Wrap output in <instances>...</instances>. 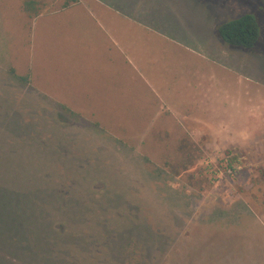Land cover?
Returning a JSON list of instances; mask_svg holds the SVG:
<instances>
[{
	"label": "rangeland",
	"instance_id": "374dc122",
	"mask_svg": "<svg viewBox=\"0 0 264 264\" xmlns=\"http://www.w3.org/2000/svg\"><path fill=\"white\" fill-rule=\"evenodd\" d=\"M83 1L106 35L79 6L33 51L22 0H0V185L25 160L87 201L54 218L73 264H264V0ZM246 12L252 48L217 31Z\"/></svg>",
	"mask_w": 264,
	"mask_h": 264
},
{
	"label": "trees",
	"instance_id": "16d2710c",
	"mask_svg": "<svg viewBox=\"0 0 264 264\" xmlns=\"http://www.w3.org/2000/svg\"><path fill=\"white\" fill-rule=\"evenodd\" d=\"M36 4V0H25L24 9L30 11ZM217 31L231 45L252 48L260 38L261 25L255 13L246 12L218 24ZM20 78L27 80L25 76ZM36 143L38 146L41 144L40 141ZM34 149L35 152H43L42 160L52 156L50 152L53 149ZM22 163L23 173L18 171ZM54 177L46 169L42 171L40 166L31 170L24 160L13 168L12 183L8 181V185H0V264H31V261L32 264H73L69 259L71 254L61 251L62 239L55 234L59 228L54 218L57 214L61 216L59 211L65 208L86 209L87 201L84 204L76 195L61 190ZM5 254L23 263L14 262Z\"/></svg>",
	"mask_w": 264,
	"mask_h": 264
},
{
	"label": "crops",
	"instance_id": "0c3cea01",
	"mask_svg": "<svg viewBox=\"0 0 264 264\" xmlns=\"http://www.w3.org/2000/svg\"><path fill=\"white\" fill-rule=\"evenodd\" d=\"M24 1L25 0H22V9L29 16V18H31L29 39H31L30 37H32L31 41L34 42L33 51H35V42L37 41V39L42 41L43 37H44L43 34L45 32H48L49 30L53 29L52 25L55 22L54 20H55L56 16L61 15L64 12H67V10H69V9L72 10V13H77V15H75V16H79L81 10L80 9L79 10H75L76 8H79V6H80V8L83 7L88 12V15L90 16L91 20L96 22V26L100 28V30H101L100 32L103 33L104 35H106L105 26H103L99 22V19H100L99 15H96L93 11H91V5H93L92 3L84 2L83 0H74V1L70 2L66 6H65V4H63L62 6H58L55 9L44 11L46 9L45 8L46 4L43 2V0H36V1H38V4H36L34 6V9H32L30 11H27V10L24 9ZM15 13H17V11H15ZM19 13H20L19 16H22L23 13L22 12H19ZM12 15L14 17V14H12ZM31 32H32V35H31ZM100 39H101V37L99 38V41H100ZM33 59H34V55H33ZM105 61H106V59H105ZM27 66H28V68H27ZM27 66L26 65L24 66V67H26L27 70L24 68L23 71H18V72L28 73L27 80H28V83L31 86H33V84L36 83V80L38 79L39 88L43 89V90H46V94L45 93L44 94L46 96H50V100L55 101L56 104L58 103L60 105H73L74 106V104H72V103L65 102L63 100L65 98H63L62 95H54L52 92H49V91H56V90H59V89H57L58 87L56 88L54 85L52 86L51 83L46 82L47 72L45 71V69H44V67L42 65H41L40 68H38L39 72L36 71L38 73V75L35 73L36 76L32 75V74H34V72H32L33 69H34V66H31V69L29 67L30 66L29 64ZM53 87H55V88H53ZM44 88H46V89H44ZM52 96H57V98H54ZM263 184H264V181H260L259 185H263ZM246 210L248 212L252 213V210H250V208L248 206H247ZM263 218H264V211H263ZM233 234H235V233H233ZM239 242H240V236H237V240L232 241V245L231 246L232 247L236 246L239 249L240 248V243ZM246 243L248 244V243H250V241L247 240V242H245L244 244H246ZM231 252L233 253L232 256L234 257V252L235 251H233V249H232Z\"/></svg>",
	"mask_w": 264,
	"mask_h": 264
}]
</instances>
